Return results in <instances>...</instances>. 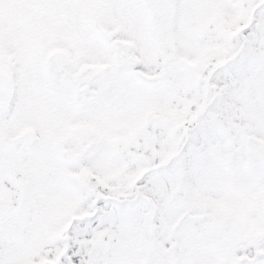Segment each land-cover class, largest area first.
<instances>
[{"label": "snow or ice", "instance_id": "6c2138e0", "mask_svg": "<svg viewBox=\"0 0 264 264\" xmlns=\"http://www.w3.org/2000/svg\"><path fill=\"white\" fill-rule=\"evenodd\" d=\"M0 264H264V0H0Z\"/></svg>", "mask_w": 264, "mask_h": 264}]
</instances>
